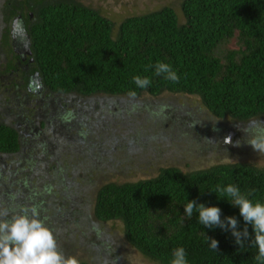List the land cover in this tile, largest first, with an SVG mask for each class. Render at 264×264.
Masks as SVG:
<instances>
[{
	"label": "trees",
	"instance_id": "1",
	"mask_svg": "<svg viewBox=\"0 0 264 264\" xmlns=\"http://www.w3.org/2000/svg\"><path fill=\"white\" fill-rule=\"evenodd\" d=\"M34 6L35 18L27 25L34 59L31 71L37 74L33 81L36 86L44 87L55 103L62 104L54 110L43 104V113L49 120H65L73 142L67 148L55 146L54 151H60L55 155L56 161L67 159L69 149L85 145L84 151L75 153L72 164L67 159L65 167L56 165V184L50 189L56 192L55 197L71 198L69 193L73 189L64 191V188L74 180L70 175H76V167L82 168V172L93 178L95 221L123 222L129 243L158 264H171L173 250L178 247L186 250L188 264H260L256 260L258 247L252 241L255 234L251 225H247L250 239L241 248L230 230L199 224L195 211L188 218L185 204L195 200L197 205L218 206L222 219L236 217L242 231L246 225L239 207L226 198H218L211 190L234 184L249 199L264 203V168L241 162H219L187 172L170 165L159 167L153 177L136 181L105 179L99 159L97 164L87 162L103 158L105 151L120 146L116 152L121 157L117 154L111 159L112 167H117L118 173L129 172L124 165L128 163L130 140L113 135L101 144L90 141L95 140L91 137L88 141L89 131L98 127L91 118L92 123L87 118L83 122L85 113L79 100L84 102L85 96L102 94L131 99L129 105L136 108L134 100L144 93L198 96L213 118L232 120L227 126L221 122L218 126L209 125L207 134L215 132L214 128L240 131L237 123L246 126L251 120H264V0H183V20L173 7L164 6L130 16L117 29L112 19L79 0H35ZM233 39L237 40L238 48H226ZM158 61L171 64L180 77L179 82L155 76L154 66ZM137 75L150 76L151 85L137 88L133 81ZM132 91L136 92L135 97L129 94ZM45 123L42 121V127ZM84 123L87 127H83ZM216 132V138H221ZM38 136L34 137L37 141ZM44 139L45 136L38 142L41 148L46 145L49 152L51 145ZM125 142L128 145L121 146ZM20 148L19 130L13 124L0 122V152L15 153ZM130 169L132 174L139 172ZM62 172H68L69 177H63ZM46 200L40 198L32 203L29 199L18 204L12 199V206L4 208L0 200V209H7L10 219L22 209L35 208L49 227L56 216L60 221L66 216L50 210ZM75 221L78 223L79 219ZM208 238L219 242L217 250L210 247ZM79 262L89 264L85 260Z\"/></svg>",
	"mask_w": 264,
	"mask_h": 264
},
{
	"label": "rangeland",
	"instance_id": "2",
	"mask_svg": "<svg viewBox=\"0 0 264 264\" xmlns=\"http://www.w3.org/2000/svg\"><path fill=\"white\" fill-rule=\"evenodd\" d=\"M79 1L112 19L116 23V29L124 19L130 16L145 14L164 6L173 7L180 19H184L181 7L183 0ZM226 48L237 49V40L233 39ZM2 93L3 90H0V95ZM47 99V94H42L40 98L41 104H46ZM83 99H85L84 102L79 100V105L83 109L82 112L85 113H83V122L86 118L88 121L91 118L92 122H95L98 127L96 129L94 126L95 129L92 128V132L89 131L87 135L88 141L91 137L95 140L90 141L101 144L103 139L113 135L116 138L123 136L127 142L130 140L127 155L128 163L124 165V167L129 168V172H127L129 175L127 173H118L117 167H112L111 159H114L117 154L121 157L117 153L120 146H114L113 150L105 151L103 158L97 157L93 160L90 159L91 162H87V164L89 163L88 165L93 162L97 164L99 159V164L103 165L101 173L105 174V179L116 182L136 181L141 178L153 177L157 174L159 167L170 165L177 166L187 172L209 168L219 162H241L264 168V156H260L247 143H243L241 147H234L225 145L222 142L227 135H231L234 142L236 140L243 141L246 133L241 130L237 131L234 128H227L226 130L221 128L218 133L222 136L221 138H216V131H208V134L205 132L209 125L214 126L221 122V125L227 126V124L232 123V120L218 121L213 118V115L205 108L198 96L169 92H165L160 96H151L148 93H144L134 100L137 103L135 104L136 108L132 107L131 104L129 105L132 102L131 99L127 98H116L99 94L85 96ZM61 102L63 103V101ZM72 107L78 108L75 105ZM56 108H58V105ZM38 109H41V107L37 103L36 106L32 105L29 108L31 112L28 116L32 117L31 114H33L35 123L39 121L36 116ZM3 113L8 114L7 112ZM92 122L89 121V123ZM237 124L241 127L244 126L241 123ZM86 125L84 123L83 127ZM137 131L140 133H136ZM131 133H135L133 137H131ZM53 134L60 140L57 143H50V150L53 152V155L49 156L50 161L47 167L51 173L50 178L46 176L45 166L40 167L38 165L35 169L36 173L33 174L34 179L31 180L34 183L33 189L40 192L39 197L42 196L44 198H48V195H43L42 192L46 185L51 184L52 181L54 183L53 175L57 174V170L53 172L51 169L57 167V164L60 167H65L67 159L69 164H72L76 156L75 153L78 155L85 149V145L69 149L67 159L63 160L60 158L56 161L55 155L60 151H54L55 146L67 148L73 145V142H71L72 138L68 129L66 136L69 137V142L63 136L52 133L50 129H48L45 138L50 139ZM62 140H65L64 144H60ZM127 142L123 143V145L121 144V146L124 147ZM30 153V151H27V154ZM119 167L121 169L124 168L123 165ZM130 167L137 171L139 170V172L132 174ZM4 170L6 176L12 178L11 175H8L9 169L6 171L5 168ZM76 170L74 177L72 173L70 175L74 179V190L70 192V196H73V199L56 200V209H53L56 214L65 215L66 218L60 221L56 216L52 221L50 220L51 225H49L63 251L67 255L76 256L79 261L85 260L89 264H158L129 243L125 236L123 222L119 220L107 223L95 221L96 219L93 215L95 196L91 191L93 178L82 172V168L76 167ZM67 173L62 172V176L69 177ZM25 188L18 189V186L13 181H10L9 184H4L3 187H0V190L2 193L12 192L18 195ZM69 189L73 188L66 185L64 191ZM7 200H3V208L12 206V203H10L12 199ZM52 202H54V199ZM64 207H66V210ZM76 219H79L78 223L75 221Z\"/></svg>",
	"mask_w": 264,
	"mask_h": 264
},
{
	"label": "flooded vegetation",
	"instance_id": "3",
	"mask_svg": "<svg viewBox=\"0 0 264 264\" xmlns=\"http://www.w3.org/2000/svg\"><path fill=\"white\" fill-rule=\"evenodd\" d=\"M34 3L35 0H0V90H3L0 95V122L13 124L19 130L21 142L20 150L15 153L0 152V187L9 184L10 181H13L18 189L26 187L18 195L12 192L2 193L0 190V200L15 199L18 204H21L24 201L29 202V199L34 203L37 199L43 198L47 199L45 202L47 207L53 210L57 205L55 201L59 199L55 197L56 193H52L50 189L56 183L52 181L51 184L46 185L42 194L48 195V198H44L39 197L40 192L33 189L34 183L31 182L38 165L45 166L47 177L50 178L51 175L47 168L50 155L47 154L52 151L46 152L48 147L45 145L41 148L42 145L38 141L46 136L44 132L48 129L52 133L63 136L65 140H68L69 137L66 136L68 128L65 120L52 119L51 116L52 120H49L48 116L43 113L45 109L42 108L43 104H41L40 98L42 94H47V91L42 86H36L33 81L37 74L33 75L31 71L34 59L31 57V40L27 25L35 18L36 6ZM47 96L46 108L50 107L54 110L57 105L58 107L62 106L60 102L55 103L53 99L50 100L49 94ZM36 103L41 107L36 113L37 119H39L38 123L34 122L33 114H31L32 117L28 116L31 112L29 108L32 105L36 106ZM3 112L9 113L6 115ZM42 121H46L45 127H42ZM35 134L40 135L38 141L34 138ZM51 138L56 143L60 140L55 137V134ZM44 140L47 141L46 143H52L49 138ZM65 140H62L60 144H64ZM27 151L34 152L27 154ZM28 155L29 157H27ZM5 168L6 171L9 169L8 175H11L12 178L6 176ZM56 169L57 167H53L51 170L55 172ZM56 177L55 173L54 181H56ZM68 184L74 190L73 181H69ZM53 199L54 202H52ZM70 199H73V196ZM64 209L66 210V207Z\"/></svg>",
	"mask_w": 264,
	"mask_h": 264
},
{
	"label": "clouds",
	"instance_id": "4",
	"mask_svg": "<svg viewBox=\"0 0 264 264\" xmlns=\"http://www.w3.org/2000/svg\"><path fill=\"white\" fill-rule=\"evenodd\" d=\"M154 68L155 76H162L174 83L179 82L180 77L171 64L158 61ZM133 81L137 88L146 89L151 85L152 78L137 75ZM129 94L132 97L136 96L135 91ZM237 127L246 133L244 140L234 142L232 136L227 135L222 141L223 144L241 147L243 143H247L260 156H264V120L254 119L244 127L240 125ZM213 130L218 131L215 128ZM211 191L215 192L218 198H226L232 205L239 207L240 215L246 225L242 231L239 229V221L236 217L228 216L222 219V210L218 206L207 207L203 203L197 205L195 200L187 201L185 215L192 218L195 211L198 213L199 224L208 228L219 227L225 231L230 230L235 237V243L241 248L250 239L247 225H251L255 234L252 241L258 247L256 260L264 264V203L249 199L234 184L217 186ZM9 215L7 209H0V264H80L76 256L67 255L63 251L55 234L40 218L35 208L22 209L20 213L11 215V218L7 219ZM208 240L210 247L217 250L219 242L216 239L208 238ZM171 264H188L187 253L183 247L173 250Z\"/></svg>",
	"mask_w": 264,
	"mask_h": 264
}]
</instances>
